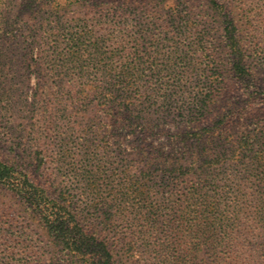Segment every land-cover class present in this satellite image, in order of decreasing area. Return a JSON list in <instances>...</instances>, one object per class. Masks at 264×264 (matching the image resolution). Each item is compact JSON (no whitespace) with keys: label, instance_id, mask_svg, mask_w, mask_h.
I'll use <instances>...</instances> for the list:
<instances>
[{"label":"trees","instance_id":"trees-1","mask_svg":"<svg viewBox=\"0 0 264 264\" xmlns=\"http://www.w3.org/2000/svg\"><path fill=\"white\" fill-rule=\"evenodd\" d=\"M262 1L235 2L248 21L258 16L257 21L264 15L251 10L260 9ZM206 2L220 17L231 69L237 77L247 76L235 10L221 0ZM4 4L0 0V16ZM125 7L109 6V17L95 22L75 16L62 22L53 6L54 18L39 23L41 43L48 44L42 52L49 51L25 64L34 74L23 103L29 116L25 130L35 147L30 152L34 171L43 168L61 181L54 183L43 170L47 176L40 179L14 159L0 157V190L24 206L27 219L53 247L54 262L122 264L118 256L124 250L147 259L144 264H264V140L252 142L244 133L237 142L241 157L231 161L216 150L208 134L212 128L191 127L167 151L144 145V154L159 169L154 174L149 167L121 170L132 154L111 151L104 139L112 136L110 130L97 136L86 125L91 121L86 113L97 105L106 119L115 114L122 122L124 111L155 102L175 106L191 122L189 111L203 110L220 83L213 79L200 87L192 73L186 75L189 69L196 72L195 51L213 66L220 59L207 30L188 44L186 21L176 16L171 36L161 37L162 31L152 30L154 11ZM123 14L137 18L122 19ZM3 65L0 59V73ZM72 181L80 190L76 202L67 184ZM10 228L0 224V264L39 262L30 244L7 234Z\"/></svg>","mask_w":264,"mask_h":264},{"label":"rangeland","instance_id":"rangeland-1","mask_svg":"<svg viewBox=\"0 0 264 264\" xmlns=\"http://www.w3.org/2000/svg\"><path fill=\"white\" fill-rule=\"evenodd\" d=\"M104 1L90 0L81 4L75 0H5L4 10L0 16V59L4 64L0 73L2 77L0 157L14 159L40 179H44L47 173L53 178L54 183L61 181L60 178H54V175L48 171L45 172L43 168L44 174L42 170L34 171L30 152L35 147L29 146L31 137L25 130L29 116L23 111L24 98L30 95L34 84V74L30 75L25 64L30 56L37 58L41 53L47 54L49 51L42 52L44 48H48V44L46 43L44 47L41 43L37 26L44 19L54 18L49 15V10L53 6L59 10L57 17L62 22L70 16L85 17L95 22L109 17L106 16L110 12L106 10L107 7L126 3L125 8L130 10L154 11L155 17L152 20L155 22L151 20L152 30L155 34L163 33L161 37L171 36V30L179 23L177 16L186 21L182 28L186 34L185 38L189 41L186 43L191 44L205 30L214 38V49L217 57L220 58L217 60V65H211L207 58L201 57L200 53L195 51V56L198 58L196 72L190 69L186 71V75L192 73L190 78L197 79L196 86L205 87V84L213 79H218L220 82L215 87V94L203 110L197 113L189 111L190 117L195 118L194 121L186 122L180 116L181 110L179 111L173 105L163 107L159 104L160 102L140 104L135 110L132 109V112L124 111V114L120 116L124 115L127 119L122 122L116 119L115 114L109 120L106 119L105 112L99 105L86 113V116L89 114L91 118V121L87 120L86 125L92 130L96 129L97 136H101L104 132L108 133L110 130L112 136H106L104 139L109 143L111 151L116 153L124 150L132 154V156L128 155L129 159L123 160L121 170L149 167L154 174H158L159 169L153 165L155 163L151 156L144 154V145H155L161 151H167L176 143V140L180 139L178 135L191 127L212 128L208 134L212 132L211 139H215L216 150L228 155L231 161H237L241 157L237 142L244 133L252 142L264 140V20L262 18L256 21L258 17L256 16L248 21L240 8L238 9L236 0H221L227 7L235 10L236 23L245 48L244 60L248 75L240 78L231 69L232 55L225 46L219 23L220 17L208 7L206 0H108L112 1L111 4ZM250 4L249 2L248 7ZM260 4L262 5L260 9H253L251 12L263 16L264 1L259 2ZM134 18L137 17L129 14L122 15V19ZM42 35L43 33L41 37ZM48 38L46 41L50 43ZM185 45L187 47V44ZM32 47H34L33 50H31ZM194 49L191 47L188 53ZM160 75L167 78L174 73ZM86 102L87 99L83 98L84 108ZM3 105H7L8 108H3ZM137 151H141L142 154H134ZM67 184L73 195L72 201L76 202L80 190L77 189L74 181L72 184L69 182ZM5 223H10L12 226L7 234L13 236L16 241L22 240L23 243L30 244L33 247L32 253L38 252V257H41L39 262L27 260L26 264L64 263L62 259L55 262L52 260L53 247L48 244L42 231L27 219L24 206L18 199L0 190V224ZM9 227L6 226V228ZM19 235L22 236L18 238ZM0 243H3V240L0 239ZM118 258L122 264H144L147 261V259H141L139 254L124 252V250H120ZM10 264H17V262L12 260Z\"/></svg>","mask_w":264,"mask_h":264}]
</instances>
